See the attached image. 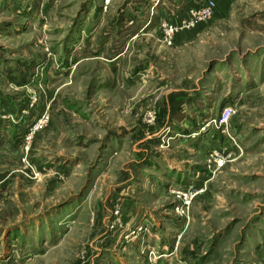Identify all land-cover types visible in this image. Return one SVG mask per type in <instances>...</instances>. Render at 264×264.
Instances as JSON below:
<instances>
[{"label": "rangeland", "instance_id": "1", "mask_svg": "<svg viewBox=\"0 0 264 264\" xmlns=\"http://www.w3.org/2000/svg\"><path fill=\"white\" fill-rule=\"evenodd\" d=\"M0 264H264V0H0Z\"/></svg>", "mask_w": 264, "mask_h": 264}, {"label": "built area", "instance_id": "2", "mask_svg": "<svg viewBox=\"0 0 264 264\" xmlns=\"http://www.w3.org/2000/svg\"><path fill=\"white\" fill-rule=\"evenodd\" d=\"M230 112L231 109H227L226 111L223 112L222 116L220 117V119L218 120V125L222 126L225 125L228 121V118L230 117Z\"/></svg>", "mask_w": 264, "mask_h": 264}]
</instances>
